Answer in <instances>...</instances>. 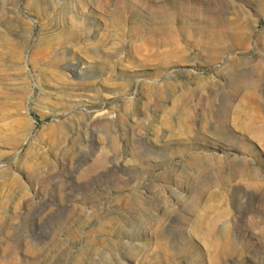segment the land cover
<instances>
[{"label": "rangeland", "instance_id": "rangeland-1", "mask_svg": "<svg viewBox=\"0 0 264 264\" xmlns=\"http://www.w3.org/2000/svg\"><path fill=\"white\" fill-rule=\"evenodd\" d=\"M0 264H264V0H0Z\"/></svg>", "mask_w": 264, "mask_h": 264}]
</instances>
